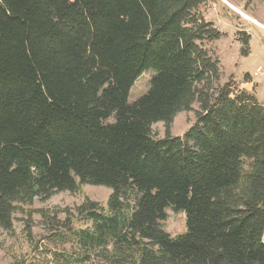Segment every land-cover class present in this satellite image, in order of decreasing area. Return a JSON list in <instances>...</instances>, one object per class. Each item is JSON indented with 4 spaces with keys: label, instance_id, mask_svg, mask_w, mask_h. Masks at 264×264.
<instances>
[{
    "label": "trees",
    "instance_id": "obj_1",
    "mask_svg": "<svg viewBox=\"0 0 264 264\" xmlns=\"http://www.w3.org/2000/svg\"><path fill=\"white\" fill-rule=\"evenodd\" d=\"M204 2L0 0V229L36 198L107 186V208L87 200L90 226L69 227L81 261L264 264V105L223 80ZM168 208L186 213L185 232L164 229Z\"/></svg>",
    "mask_w": 264,
    "mask_h": 264
},
{
    "label": "rangeland",
    "instance_id": "obj_2",
    "mask_svg": "<svg viewBox=\"0 0 264 264\" xmlns=\"http://www.w3.org/2000/svg\"><path fill=\"white\" fill-rule=\"evenodd\" d=\"M200 10L223 35L207 44L220 60L223 80L235 79L241 74L240 84L243 82L251 89L260 85L264 73L260 77L252 73L259 66L264 69V0H205ZM239 31L251 36L248 56L241 54L243 44L238 40ZM246 73H249L247 78ZM150 78L151 72L147 71L136 81L130 102L147 93ZM193 107L194 110L176 115L172 135H183L195 122L199 104ZM152 130L156 138L165 136L163 122L153 124ZM111 193L112 189L107 186L81 185L75 192L60 191L49 199L36 198L30 205H21L15 213L12 231L0 229V264H97V256L81 261L83 251L71 237L70 228L90 226L79 216L77 208L87 200L107 208ZM166 213L168 217L162 225L168 233L175 236L186 231L185 212L168 208Z\"/></svg>",
    "mask_w": 264,
    "mask_h": 264
},
{
    "label": "crops",
    "instance_id": "obj_3",
    "mask_svg": "<svg viewBox=\"0 0 264 264\" xmlns=\"http://www.w3.org/2000/svg\"><path fill=\"white\" fill-rule=\"evenodd\" d=\"M243 68H242V70L244 71V69H246V68H244V69ZM240 77H241V74H238L235 79L238 82H240V81H242V78H240ZM241 87H244V88L248 89L249 91L253 90V89L249 88V86L243 82L241 83ZM255 93H256V96L259 99V101H262L264 99V79L260 85L256 84Z\"/></svg>",
    "mask_w": 264,
    "mask_h": 264
},
{
    "label": "built area",
    "instance_id": "obj_4",
    "mask_svg": "<svg viewBox=\"0 0 264 264\" xmlns=\"http://www.w3.org/2000/svg\"><path fill=\"white\" fill-rule=\"evenodd\" d=\"M263 73H264L263 67L259 66L253 71L252 76L260 77V75H262ZM261 102L264 105V99Z\"/></svg>",
    "mask_w": 264,
    "mask_h": 264
}]
</instances>
